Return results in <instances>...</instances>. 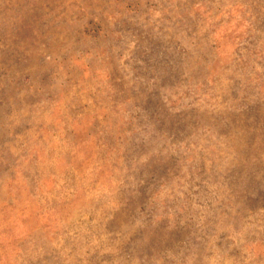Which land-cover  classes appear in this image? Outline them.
<instances>
[{"label":"rangeland","instance_id":"obj_1","mask_svg":"<svg viewBox=\"0 0 264 264\" xmlns=\"http://www.w3.org/2000/svg\"><path fill=\"white\" fill-rule=\"evenodd\" d=\"M0 264H264V0H0Z\"/></svg>","mask_w":264,"mask_h":264}]
</instances>
